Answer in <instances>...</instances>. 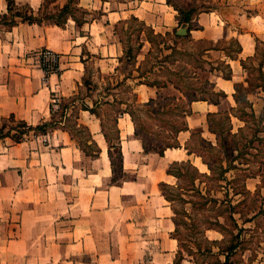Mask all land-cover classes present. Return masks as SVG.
Returning a JSON list of instances; mask_svg holds the SVG:
<instances>
[{"label": "crops", "instance_id": "0c3cea01", "mask_svg": "<svg viewBox=\"0 0 264 264\" xmlns=\"http://www.w3.org/2000/svg\"><path fill=\"white\" fill-rule=\"evenodd\" d=\"M14 2L11 11L9 0H0V18L26 9L42 22L0 23V122L14 117L37 126L55 119L57 125L22 142L0 139V264H174L180 241L162 184L176 178L168 173L170 164L201 158L188 146L195 134L217 144L214 116L238 118L236 85L249 82L243 61L256 57L264 39V0H212L214 7L199 12L192 29L179 26V11L169 0ZM132 22L160 35L187 28L183 36L211 43L207 52L218 53L227 68L211 79L225 96L192 100L179 146L164 155L145 150L128 107L171 88L178 99L186 96L122 72L129 52L139 68L152 47L146 30L128 27ZM231 42L239 52L230 51ZM43 49L59 56L56 70L35 63ZM127 92L131 97L123 99ZM53 97L60 101L57 111ZM62 105L63 115L56 114ZM108 107L113 129L103 113ZM72 118L87 131L90 153L73 132ZM113 130L123 153L116 171L109 154ZM181 263L198 264L187 256Z\"/></svg>", "mask_w": 264, "mask_h": 264}, {"label": "rangeland", "instance_id": "374dc122", "mask_svg": "<svg viewBox=\"0 0 264 264\" xmlns=\"http://www.w3.org/2000/svg\"><path fill=\"white\" fill-rule=\"evenodd\" d=\"M173 1L184 11L193 7L200 10L214 7L212 0H193L190 5L183 0ZM18 12L30 15L26 9ZM11 19L12 16L2 17L0 23H9ZM128 27L146 30L152 47L139 68L130 52L122 72L128 76L139 73L145 82L161 87L174 86L186 96V100L178 99V92L171 88L163 97L147 103H131L128 107L148 148L163 150L176 143L175 131L184 125V112L190 110L192 98L212 96L215 91L211 82L213 73L226 72L227 68L219 62L218 53L207 52L212 46L209 42L155 34L136 22ZM136 48L137 43L133 42L132 52ZM229 48L234 51L235 43L231 42ZM246 68L249 82L241 83V101L233 112L238 118L230 120L227 114L212 118V128L218 137L213 147L202 134H195L188 146L201 154V158L194 155L193 162L190 160L199 170L191 165L175 166L174 171L180 177L166 187L173 198L178 227L175 235L180 240V249L198 264L224 260L221 252L232 243H238V247L231 254V264H264V122L260 121L264 112V39L258 43V53L246 63ZM127 96L131 94H122L123 99ZM108 109L103 113L113 129V114L109 112L111 108ZM61 113L62 109L57 112ZM57 118L60 117L57 115ZM71 124L73 132L80 135L81 144L93 151L87 143V131L77 129L73 118ZM114 137L113 130V143ZM113 152L116 155V150ZM202 160L208 162L209 170Z\"/></svg>", "mask_w": 264, "mask_h": 264}, {"label": "trees", "instance_id": "16d2710c", "mask_svg": "<svg viewBox=\"0 0 264 264\" xmlns=\"http://www.w3.org/2000/svg\"><path fill=\"white\" fill-rule=\"evenodd\" d=\"M169 2H171V3L173 2V4L176 7V9L179 11V26L188 25L189 29L193 28V20H194L195 16L199 12H202V11L206 10V9H201L200 10V8H198V7H193L191 9H188L187 11H184L173 0H169ZM14 5H15L14 0H9V9L11 11L14 9ZM11 16H12V19H11V21L9 23H7L5 21L3 23H5L7 25H15L17 23V19H16L17 17H20V18H22L25 21L42 22V19H40L38 17H35L33 15H24V14L19 13L18 11L15 14H12ZM7 17L8 16H4L3 18L5 19ZM167 35H172V34L171 33H167ZM173 35L176 38H186V37H188V35L182 36V35L178 34V30L177 29L174 30ZM235 45H236V48L234 49V51L239 52L240 49H241V46L238 43H235ZM231 56H233V55H231ZM243 64L246 67V62L243 61ZM148 84H151V83H148ZM151 85H156V83H153ZM212 86L214 88V84L213 83H212ZM240 86H241V84H237L236 85L237 93L235 94V97H236L237 103L241 101V96L239 95ZM202 93H205V90L202 91ZM221 96H225V93L223 91H214L212 96H203L201 99H209V98H211L213 101L218 102ZM198 99H200V98H195V97L192 98V100H198ZM61 108H62V112H63L65 106L62 105ZM86 108L90 109L92 112H95L94 108H89L87 106H86ZM129 112L132 115L133 120H134V118H135L134 117V113L131 110H129ZM185 112L190 113V110L189 111L186 110ZM63 113H62V115H63ZM227 115L229 116V118L231 120V115L230 114H227ZM260 121L264 122V112H263V115L260 118ZM56 125H57V123H56L55 119L53 121H51V122L42 123V124H39L37 126H33V125L27 124L24 121H18L14 117H11V118H9L7 120H4V121L0 122V139L11 138L14 142H22V141H24L25 139L28 138L30 133H34V134L47 133L50 129L56 127ZM136 128H137L136 134L138 136H140V138L142 139L143 146H144L145 150L146 151L152 150V149L148 148V146H147V144L145 142V138L142 135V133L140 132L139 128L137 126H136ZM186 128L187 127L185 126V123H184V125L182 127L178 128L177 131H175V132L178 134L181 130H184ZM211 130H213V132H216V131H214L212 126H211ZM107 138H108V136H107ZM108 140H109V154H110V156L112 158V161H113V169L116 171L121 166V158H122L123 153H122V150H121V146L119 144H116V142L113 143V141L110 140V139H108ZM175 140H176L175 144L168 145L163 150H154V151L159 152L161 155H164V153H165V151L167 149H169V148L173 149V148L179 146V142H178L177 137L175 138ZM209 144H211L212 147L214 146L211 142H209ZM81 147L86 152L90 153V150L86 149L84 146H82V144H81ZM113 150H116V155L113 152ZM199 155H201V154H199ZM205 162L208 164L207 161H205ZM177 165H191L192 167H194L195 170H197V171L199 170L192 164V162L190 160H188V161H176V162H173L172 164H170L169 169H168V173L169 174H173L176 177H180L179 174L174 171V167L177 166ZM167 186H168V184L163 183L162 184V190L164 192L165 197L168 200L173 201V198H171L170 195H168V193H167V190H166ZM175 221H176V219H175ZM177 228H176V230H177ZM236 228H238V223L237 222H236ZM175 237L179 240V238L176 235H175ZM237 247H238V243H232L225 251L221 252V254L224 255L225 259L224 260L219 259V260H216V261H214L212 263H215V264H231V262H230L231 254H232L233 251L236 250ZM184 257H185V255L182 253V251L180 249L178 254H177V258H176L174 264H182L181 262H182ZM204 263H206V261Z\"/></svg>", "mask_w": 264, "mask_h": 264}, {"label": "built area", "instance_id": "2783aa9c", "mask_svg": "<svg viewBox=\"0 0 264 264\" xmlns=\"http://www.w3.org/2000/svg\"><path fill=\"white\" fill-rule=\"evenodd\" d=\"M35 63L43 67L45 70H56L59 65V56L48 49H43L35 54ZM60 108V101L57 97H53L52 110L57 111Z\"/></svg>", "mask_w": 264, "mask_h": 264}, {"label": "water", "instance_id": "95a60500", "mask_svg": "<svg viewBox=\"0 0 264 264\" xmlns=\"http://www.w3.org/2000/svg\"><path fill=\"white\" fill-rule=\"evenodd\" d=\"M178 34H180V35H185V34H187V28H180V29L178 30Z\"/></svg>", "mask_w": 264, "mask_h": 264}]
</instances>
